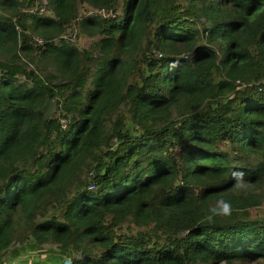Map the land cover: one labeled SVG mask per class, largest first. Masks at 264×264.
<instances>
[{"label": "trees", "instance_id": "1", "mask_svg": "<svg viewBox=\"0 0 264 264\" xmlns=\"http://www.w3.org/2000/svg\"><path fill=\"white\" fill-rule=\"evenodd\" d=\"M263 77L264 0H0V264H264Z\"/></svg>", "mask_w": 264, "mask_h": 264}, {"label": "rangeland", "instance_id": "2", "mask_svg": "<svg viewBox=\"0 0 264 264\" xmlns=\"http://www.w3.org/2000/svg\"><path fill=\"white\" fill-rule=\"evenodd\" d=\"M88 12L95 13L93 10H88L85 8H83V10L81 11V13H85V14H87ZM202 22L204 23V20ZM208 25L210 26V24ZM68 32L69 33L71 32L74 35L75 32H77V30L70 28ZM75 42H77L76 44L80 48H84L88 44L87 39L84 36H81V37L78 36V39H76ZM48 107H49V115L51 117H54V118L59 117L56 101L49 103ZM253 215L260 219L264 218V207L254 210ZM27 247H28V244L21 246V247L20 246L11 247V249L7 251L9 258H6L4 263L5 264H18V263L67 264V261L70 260L72 264L73 258L62 255L61 251L56 245H44V247L42 248V251L41 250L39 251V249H33V248L25 249ZM15 251H20L21 253L20 254L15 253ZM23 251H28V252H23ZM74 257H80V254H75Z\"/></svg>", "mask_w": 264, "mask_h": 264}, {"label": "built area", "instance_id": "3", "mask_svg": "<svg viewBox=\"0 0 264 264\" xmlns=\"http://www.w3.org/2000/svg\"><path fill=\"white\" fill-rule=\"evenodd\" d=\"M30 12L35 13L33 10H31ZM39 14L40 15H47V16H51L52 15L45 8H42L39 11ZM32 39L34 40V42L38 43L39 45H43L44 44V40L41 37L37 36V35L32 36ZM76 39L77 38L74 36L73 38H71V41L75 42ZM161 57H162V55H159V54L158 55L157 54L155 55V58H161ZM257 85H259V86L264 85V77H263V79L259 80V82L257 83ZM63 124L65 125V122L64 121H63ZM116 141H117V139H115L114 143H116ZM89 177L92 178L93 177V173H90L89 174ZM90 189L91 190H94L95 189L94 183L92 184V186L90 187ZM67 264H71V261L70 260L67 261Z\"/></svg>", "mask_w": 264, "mask_h": 264}]
</instances>
